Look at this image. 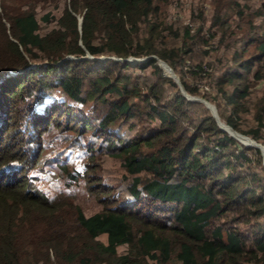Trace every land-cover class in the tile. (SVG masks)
Wrapping results in <instances>:
<instances>
[{
	"label": "trees",
	"instance_id": "obj_1",
	"mask_svg": "<svg viewBox=\"0 0 264 264\" xmlns=\"http://www.w3.org/2000/svg\"><path fill=\"white\" fill-rule=\"evenodd\" d=\"M18 1L11 8L0 0V264H93L96 259L107 264H241L244 256L264 264L261 151L221 129L201 102L187 99L175 79L161 74L157 57L176 69L192 49L187 40L178 47L164 45L162 29L172 25L157 18L159 4ZM219 1L214 0L212 24L224 34L235 11ZM233 4L242 15L245 6ZM38 6L46 8L39 15ZM255 12L264 19V0ZM40 20L55 23L43 31ZM140 20L145 28L139 34ZM248 39L255 41L254 53L234 50L233 63L211 74L227 112L209 100L235 129L234 115L250 92L248 79L258 77L260 62L264 65V38L249 34ZM129 55L142 58L131 62ZM194 65L195 72H204L202 62ZM135 67H149L154 77L139 78ZM179 80L188 93L201 95L180 69ZM165 83L174 92L163 98L159 86ZM17 110H23L24 125L39 138L62 125L74 134L71 144L78 155L118 157L129 174L127 194L84 213L78 204L68 210L63 200L39 189L17 187L20 179L3 162L2 129ZM255 119L257 125L244 132L264 145V112L257 111ZM124 127L134 131L124 133ZM59 162L66 177L76 178L78 165ZM71 216L84 235L65 229Z\"/></svg>",
	"mask_w": 264,
	"mask_h": 264
},
{
	"label": "rangeland",
	"instance_id": "obj_2",
	"mask_svg": "<svg viewBox=\"0 0 264 264\" xmlns=\"http://www.w3.org/2000/svg\"><path fill=\"white\" fill-rule=\"evenodd\" d=\"M6 1L7 5L11 8H13L14 4L17 6L19 2L18 0ZM235 1H238V5L245 6L242 15L235 10L236 5L233 4V0H220L218 3V5L224 3L225 7L229 6L235 11L228 16L230 25L228 30L222 34L220 28H215L214 24H212V12L216 4L214 0H155V3H158L160 7L157 18L161 19L163 23H170L172 25L170 30L164 27L162 29V33L165 35L164 45L166 47H178L181 42L187 40L185 44L189 45L192 49L189 56H181L176 69H171L178 78L179 69L182 71L189 84L197 87L201 93V95H192L212 103L217 113V121L228 128L233 134L234 131L226 124L227 122L225 123L219 117L213 101L209 100L210 97L214 98L218 102L219 109L224 113L227 112L226 104L219 94L216 93L211 74L212 71L217 72L224 65L233 63L231 55L234 50H240L244 56L256 51L255 41L248 39L249 34H252L256 38H264V19L255 12V6L259 0ZM37 9L39 15L46 8L38 6ZM54 23L52 20L48 22L40 20V27L44 31ZM144 28L145 23L143 20H140L139 34L144 32ZM185 29L188 30V34H192L191 37L187 35ZM243 45L245 46L241 51ZM85 55L90 56L89 53ZM108 55L115 56L113 54H103L102 57ZM67 56L72 57L71 54ZM128 57L131 59V62H133L132 59L142 58L132 55ZM195 62H202L206 66L204 67V72L206 73L202 70L195 72L197 71L195 69L196 65H194ZM159 63L162 66L159 65L161 74L172 77L169 75L172 74V70L168 69L162 61H159ZM208 64H210V67ZM259 65L258 73L260 75L258 77L250 75L248 79L250 92L242 100L234 115L238 125V129L236 130L248 136L247 139H240L243 141H251L249 136H252L244 131L257 125L255 119L257 111L264 112V65L261 62ZM187 68H190V70ZM134 70L141 79L150 80L154 77L149 67H135ZM159 89L163 98L170 96L174 92V89L168 83L159 86ZM194 100L201 102L203 107L207 108L212 115L210 107L206 106L202 100ZM79 105L88 109L87 104ZM259 107H262V110H259ZM213 118L217 124L214 116ZM8 123H10L9 126H7ZM57 127V132L54 133L55 136H53L54 130L52 133L49 132L50 134L42 133V138H39L36 133H33V131L24 125L23 110L22 113L19 110L13 112L9 121L3 126V136L5 137L3 143L6 154L3 162H7L6 165L10 167L9 172L13 173L14 179H20L17 187L19 186L22 190L29 192H31L30 190L35 191V189H39L47 196L52 195L56 197V201L62 202L63 200V206L68 210H71L75 204H78L84 213H90L110 205V197L127 194L129 174L118 157L107 152H95L94 155L82 157V155H78L77 146L71 144L74 134L69 132L70 130L65 126L59 125ZM123 130L124 133H132L134 131L128 127H124ZM61 134L64 137H61ZM260 134L264 135V126L260 127ZM41 139L44 140V145ZM236 139L241 142L238 138ZM37 143L38 145H36ZM241 143L248 145L243 142ZM1 155L0 153V158ZM59 161H67L68 166L78 165L79 172L78 175L76 174V178L66 177L65 172L61 171L58 167ZM81 162H84V166L82 167L79 164ZM262 164L264 165V160H262ZM57 205L61 206V204ZM237 225L242 227L244 231L248 230L250 226L243 222H238ZM65 229L73 236L85 234L84 228L77 224L73 216L67 219ZM98 238L105 241L106 237L105 234H100ZM123 247V245H119L118 251L123 250ZM106 262L107 260L100 262V260L96 259L93 261V264H107ZM47 263L49 264V262ZM47 263L44 262V264ZM146 263L156 264L151 260H148ZM241 264L255 263L244 256Z\"/></svg>",
	"mask_w": 264,
	"mask_h": 264
},
{
	"label": "water",
	"instance_id": "obj_3",
	"mask_svg": "<svg viewBox=\"0 0 264 264\" xmlns=\"http://www.w3.org/2000/svg\"><path fill=\"white\" fill-rule=\"evenodd\" d=\"M150 55H153V54H150ZM159 60L162 61V62L166 65V67H167L168 69L172 70L171 67H170V66H169L164 60H162L161 58L157 57V58H156V62H157L160 66H161V64L159 63ZM161 67H162V66H161ZM167 74H169V73H167ZM169 75H171V76L176 80V82H177L178 85H179V89H180V91L183 93V95H184L186 98H188V99H199V100H202V101L205 103L206 106L210 107L211 112H212V115H213V116L215 117V119H216V115H217V113L215 112L214 105H213L212 103H210L209 101H207V100H205V99H202V98H200V97H198V96H195V95H192V94L188 93V92L185 90V88L183 87V85L180 83L178 76L173 72V70H172V74H169ZM216 121H217V119H216ZM217 124H218V126H219L221 129L226 130L228 134H230L231 136L237 138L236 135H234L232 132H230V131L228 130V128H226L224 125L220 124L218 121H217ZM226 124H227L229 127H232V126L229 125L228 123H226ZM232 129H233L234 131H236L237 133H240L239 131H237V130L234 129L233 127H232ZM240 134H242V133H240ZM242 135H244V134H242ZM244 136H246V135H244ZM249 138H250L251 141H247V142H246V141H243V140H240L239 138H238V139H239L241 142H243V143H246V144H252V145L257 146V147L260 149L261 154H262V156H263V160H264V145H263L262 143H260L259 141L255 140L253 137H250V136H249Z\"/></svg>",
	"mask_w": 264,
	"mask_h": 264
}]
</instances>
